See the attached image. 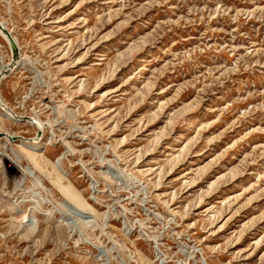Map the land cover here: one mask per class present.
<instances>
[{
	"label": "rangeland",
	"instance_id": "obj_1",
	"mask_svg": "<svg viewBox=\"0 0 264 264\" xmlns=\"http://www.w3.org/2000/svg\"><path fill=\"white\" fill-rule=\"evenodd\" d=\"M0 21V264H264V0H0Z\"/></svg>",
	"mask_w": 264,
	"mask_h": 264
},
{
	"label": "bare ground",
	"instance_id": "obj_2",
	"mask_svg": "<svg viewBox=\"0 0 264 264\" xmlns=\"http://www.w3.org/2000/svg\"><path fill=\"white\" fill-rule=\"evenodd\" d=\"M0 24L3 26V27H5L4 25H3V22H1L0 21ZM6 28V27H5ZM7 29V28H6ZM10 32V31H9ZM0 33H1V35L6 39V41L8 42V44H9V46H10V48H11V50H12V54L14 53V50H13V47H12V44H11V42H10V39H9V37H8V35L5 33V31L3 30V29H0ZM11 33V32H10ZM12 34V33H11ZM13 36V35H12ZM14 38V37H13ZM14 40H15V42H16V39L14 38ZM17 51H18V48H17ZM18 53L19 52H17V58H13V61H12V63L10 64V65H7V66H5L3 69H0V80L5 76V74L7 73V72H9L10 70H12L13 68H14V66L18 63ZM6 113H7V115L8 116H14L15 114H14V112H13V110H11V109H9V108H7V110H6ZM38 137H34V138H32V139H30V141H26V138L25 139H23L22 141H21V144L19 145L22 149H24V151H25V155L31 160V161H33L34 163H35V165H38V158H37V155L34 153V152H32L31 150H27V149H25L24 148V146H26V145H29V146H31V145H34V143L35 142H32L31 140H34V139H37ZM28 140V139H27ZM40 167V166H39ZM52 174V173H51ZM62 175V174H61ZM55 177V176H54ZM57 185H58V187L61 189V191L63 192V194L72 202L71 203V206L73 207V208H75V210L77 209L78 210V212H81V214H84V213H86V211H84V210H82L80 207L81 206H85V204H86V200L83 198V196L81 195V194H79V193H76V192H74L70 187H68V186H65L63 183H62V180H61V177H59L58 178V181H57ZM70 204V203H69ZM80 206V207H79ZM38 207V205H34L32 208H30V210L28 211L27 209L24 211V214L22 215V217H21V219H25L26 217H28V216H30V214H31V211H32V209H35V208H37ZM84 208H86V207H84ZM87 209V208H86ZM88 209L89 210H92V208L91 207H88ZM79 216H81V215H79Z\"/></svg>",
	"mask_w": 264,
	"mask_h": 264
},
{
	"label": "water",
	"instance_id": "obj_3",
	"mask_svg": "<svg viewBox=\"0 0 264 264\" xmlns=\"http://www.w3.org/2000/svg\"><path fill=\"white\" fill-rule=\"evenodd\" d=\"M0 29H3L5 31V33L8 35L9 39H10V42L12 44V47H13V50H14V53H13V58H17V44L12 36V34L9 32L8 29H6L5 27H3L1 24H0Z\"/></svg>",
	"mask_w": 264,
	"mask_h": 264
}]
</instances>
